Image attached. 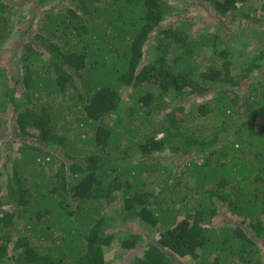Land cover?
Listing matches in <instances>:
<instances>
[{
  "label": "trees",
  "instance_id": "1",
  "mask_svg": "<svg viewBox=\"0 0 264 264\" xmlns=\"http://www.w3.org/2000/svg\"><path fill=\"white\" fill-rule=\"evenodd\" d=\"M194 3L215 26L166 22L170 0H0V264H111L117 238L124 264L263 263L264 47L238 27L264 0Z\"/></svg>",
  "mask_w": 264,
  "mask_h": 264
},
{
  "label": "rangeland",
  "instance_id": "2",
  "mask_svg": "<svg viewBox=\"0 0 264 264\" xmlns=\"http://www.w3.org/2000/svg\"><path fill=\"white\" fill-rule=\"evenodd\" d=\"M170 1L176 7L174 8L173 12L168 15V18L165 20L166 22H168V21L174 22L175 20L178 19V21H180V23L182 24L184 21H187L191 18L193 21H191V20H189V21L192 22L194 30L202 29L203 26H206V25H212V27L216 25L210 16V12H209L208 7H206V6L203 7L200 4H196V3H194V0H187L188 2H186V0L185 1H183V0L182 1L170 0ZM186 3L188 4L187 7H185ZM190 4H191V6L189 7ZM18 5H19L18 7H21V5L26 6L22 2ZM179 7L183 8V10H181ZM27 11H28V9H27ZM261 23L262 22L252 21L251 25L253 26V28H248L245 26H241L240 28L238 27V30H240V31L242 30V32H245L248 35V37H251V38H246V39H250L251 43L253 42L252 44H254V46L256 48V49H253L254 51H259L260 48L264 47V25L261 27L260 26ZM236 25L237 26L240 25L239 22L236 23ZM257 27H261V28H257ZM9 54H10V52H8V54L4 57V59L6 60L5 65H7L9 68L13 67L15 69V71H16V69L18 71H22L23 69H22L21 65L18 64L20 57H17V58H14L11 60V59H9V57H10ZM236 56H238V55H236ZM2 87H3V84L0 85V90L2 89ZM237 90H239V89H237ZM193 103L196 104L195 101ZM0 105H1V100H0ZM205 118L206 117H198V118L192 119V122H195V124H193L192 126L201 125V124H204V122H205L206 131H209L208 126L212 125L213 122L208 121ZM259 121L260 122L264 121V113L261 114ZM0 139H2L3 148H4V150H6L9 147V143L6 140V136L0 135ZM9 142H10V140H9ZM7 144H8V147H7ZM170 154H171V151L167 150L160 156H162L164 158H168L169 165H172V162L175 161L176 170H173V174L175 175L179 172V168H181L184 158L183 157L182 158L181 157L173 158ZM4 181L5 180L0 181V184L3 185ZM216 220L219 223H225V224H228V223L237 224V223H239V224H243L244 226H246V224L243 222V220L240 217H236L235 215H233L230 211L227 210V208H225V210H223V212L220 213V215L217 217ZM122 229L123 230H130V231H139V232L141 231V232H144L149 237H151V236H152V238L154 237V233L152 231L150 232V230H148V231L146 229L144 230L141 226H139L135 222H131V224H129V226H126V227L122 226ZM149 233H151V234H149ZM120 236H124V233H121ZM261 245L263 246V249H264V242H261ZM104 250L106 251L107 260L110 261L111 264H124L125 261L130 259L129 254H132V252H134L133 250L122 248L120 246L118 238L112 244L104 245ZM140 250H142V249L141 248L137 249V251H140ZM263 257H264V255H263ZM212 259H213V256H204L203 255V256H199V257H193L191 255H188V256L180 258V261L178 264H202L206 261H212ZM262 264H264V261Z\"/></svg>",
  "mask_w": 264,
  "mask_h": 264
}]
</instances>
